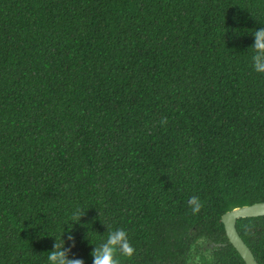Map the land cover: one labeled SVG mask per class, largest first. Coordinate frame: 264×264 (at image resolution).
Listing matches in <instances>:
<instances>
[{
  "label": "trees",
  "instance_id": "obj_1",
  "mask_svg": "<svg viewBox=\"0 0 264 264\" xmlns=\"http://www.w3.org/2000/svg\"><path fill=\"white\" fill-rule=\"evenodd\" d=\"M261 29L264 0H0V264L118 228L121 264H246L221 218L264 201ZM237 229L264 264V215Z\"/></svg>",
  "mask_w": 264,
  "mask_h": 264
},
{
  "label": "clouds",
  "instance_id": "obj_2",
  "mask_svg": "<svg viewBox=\"0 0 264 264\" xmlns=\"http://www.w3.org/2000/svg\"><path fill=\"white\" fill-rule=\"evenodd\" d=\"M252 35L255 37V44L252 45L253 50L252 64L254 70L258 73H264V29L254 31ZM162 124H167V118L161 121ZM193 214L200 212L203 207L198 197L193 196L188 202ZM80 209L74 213V218L79 220L83 215ZM249 226H245L248 230ZM68 240L72 241V247H75V237L69 233ZM55 251L48 253V261L50 264H85L83 259H69L68 253L71 248L64 247V241L58 238L54 244ZM135 253V248L132 246L128 233L123 228L110 230L107 235L106 242L97 246L91 255L93 256V264H121L119 256L131 258Z\"/></svg>",
  "mask_w": 264,
  "mask_h": 264
},
{
  "label": "water",
  "instance_id": "obj_3",
  "mask_svg": "<svg viewBox=\"0 0 264 264\" xmlns=\"http://www.w3.org/2000/svg\"><path fill=\"white\" fill-rule=\"evenodd\" d=\"M264 215V201L233 208L222 215L229 241L240 253L246 264H259L253 251L245 242L237 229V221L242 217H257ZM214 243H212V247Z\"/></svg>",
  "mask_w": 264,
  "mask_h": 264
},
{
  "label": "flooded vegetation",
  "instance_id": "obj_4",
  "mask_svg": "<svg viewBox=\"0 0 264 264\" xmlns=\"http://www.w3.org/2000/svg\"><path fill=\"white\" fill-rule=\"evenodd\" d=\"M212 243H213V242H210V243L208 242V243L205 244L204 247H205V248H207V247H208V248H211V247H212ZM189 264H192V262H190Z\"/></svg>",
  "mask_w": 264,
  "mask_h": 264
}]
</instances>
